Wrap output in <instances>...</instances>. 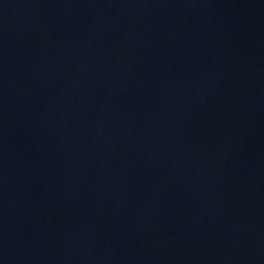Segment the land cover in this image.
I'll return each instance as SVG.
<instances>
[{
    "label": "water",
    "instance_id": "water-1",
    "mask_svg": "<svg viewBox=\"0 0 264 264\" xmlns=\"http://www.w3.org/2000/svg\"><path fill=\"white\" fill-rule=\"evenodd\" d=\"M0 264H264V0H0Z\"/></svg>",
    "mask_w": 264,
    "mask_h": 264
}]
</instances>
